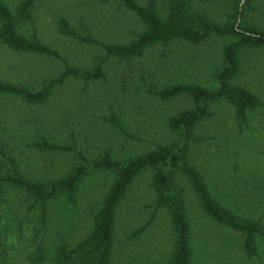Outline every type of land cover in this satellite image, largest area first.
Listing matches in <instances>:
<instances>
[{
  "label": "rangeland",
  "instance_id": "obj_1",
  "mask_svg": "<svg viewBox=\"0 0 264 264\" xmlns=\"http://www.w3.org/2000/svg\"><path fill=\"white\" fill-rule=\"evenodd\" d=\"M21 1L0 0L16 20L19 34L26 38L34 36L58 56L52 59L21 54L0 44V81L28 90H35L43 82L56 78L64 66L90 69L102 59L100 46L79 44L60 36L57 32L60 20L74 32L89 35L100 45L126 44L143 30L131 13L112 0H36L31 5L30 18L17 21L15 8ZM136 2L143 4L145 0ZM191 2L208 19L220 24L238 0ZM251 4L252 9L245 14L244 21L264 30V0H252ZM158 8L162 15L164 3L159 2ZM227 41L214 36L197 45L177 41L168 46H152L134 60H109L102 64L103 81L84 84L81 80H67L43 105H30L0 95V145L12 154L25 177L46 181L63 176L76 160L72 154L31 148L30 144L38 139L69 145L88 161L97 159L103 151L114 160H123L155 144L167 143L172 137L164 128V119L190 104L184 97L161 102L152 92L174 83H207L219 61L221 47ZM239 60L241 73L233 83L248 89L264 102V49L244 50ZM215 111L217 119L206 124L203 134L215 131L220 124L229 136V108L220 104ZM111 112L133 139L122 136L104 121ZM253 120L252 126L260 138L258 179L264 190V111L260 109L255 113ZM226 144L230 143L226 141ZM195 156L194 163L199 166L198 156ZM224 162L226 171H230L234 163L240 167L236 159ZM200 170L213 174V168L200 167ZM149 179V172L137 176L118 206L109 264H166L169 259L173 238L164 209L156 211L153 221L139 237L126 238L132 230L145 224L152 213L154 195ZM111 182L107 174L87 178L78 188L73 205L56 202L48 207L43 226L39 223V210L30 206L23 193L5 189L0 195V264H36L30 256L37 250L41 254L37 264H55L56 248L63 241L71 249L89 233L92 216ZM212 243L217 246L214 240ZM225 243L229 249L226 240ZM237 255L216 251L202 258L199 254L196 264H264V255L252 260ZM219 256L227 257L222 262Z\"/></svg>",
  "mask_w": 264,
  "mask_h": 264
},
{
  "label": "trees",
  "instance_id": "obj_2",
  "mask_svg": "<svg viewBox=\"0 0 264 264\" xmlns=\"http://www.w3.org/2000/svg\"><path fill=\"white\" fill-rule=\"evenodd\" d=\"M35 1L22 0L16 6L17 21L30 18L29 11ZM112 1L141 23L140 33L126 44L100 45L89 35L74 32L60 20L57 27L60 36L79 44L100 46L102 59L90 69L64 66L56 78L43 82L35 90L0 81V95L30 105H43L67 80H81L84 84L103 81L102 64L109 60H134L152 46H168L177 41L197 45L210 36L227 39L208 82L174 83L152 92L161 102L184 97L190 106L164 119V128L172 137L169 142L155 144L123 160H114L103 151L100 157L88 161L73 147L42 138L30 147L42 152L72 154L76 163L57 179L38 181L25 177L12 154L0 145V195L8 188L23 193L30 206L39 210V223L43 226L51 204L73 205L84 180L95 174L109 175L112 182L92 216L89 233L71 249L63 241L56 248L54 260L55 264H109L118 206L135 178L149 172V187L154 195L152 213L145 224L127 235V240L139 237L153 221L156 211L164 209L173 238L166 264H196L199 254L204 258L216 251L219 254L233 252L247 260L260 258L264 255V190L258 179L260 138L252 123L254 114L260 109L264 111V102L248 89L233 83L241 73L240 53L264 49V30L244 21L245 14L252 9V0H238L220 24L208 19L191 0H145L143 4L136 0ZM159 2L164 3L162 15ZM15 22L12 13L0 2L1 45L21 54L58 58L55 51L34 36L26 38L19 34ZM220 104L230 110L229 136L220 124L215 131L204 135L206 124L217 119L215 107ZM103 119L122 136L133 139L113 112ZM195 155L200 167L213 168L212 175L203 173L194 163ZM225 159L239 160L240 167L234 163L230 171L224 170ZM212 240L217 243L216 247ZM210 246L213 249L210 250ZM40 255L37 250L30 260L37 264ZM219 257L224 262L227 256Z\"/></svg>",
  "mask_w": 264,
  "mask_h": 264
}]
</instances>
